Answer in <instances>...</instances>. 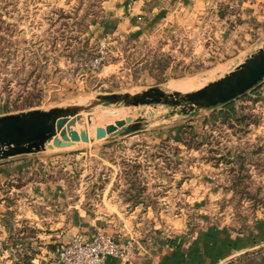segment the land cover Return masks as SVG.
Returning <instances> with one entry per match:
<instances>
[{"label":"rangeland","instance_id":"1","mask_svg":"<svg viewBox=\"0 0 264 264\" xmlns=\"http://www.w3.org/2000/svg\"><path fill=\"white\" fill-rule=\"evenodd\" d=\"M113 1L0 0V116L84 105L100 95L153 87L184 94L220 79L254 53L247 48L257 27L245 30L252 34L249 43L238 28L244 0L177 1L164 8L169 18L138 19L133 33L106 22ZM146 7L150 11L151 3ZM222 106L187 115L181 107L138 108L145 118L139 132L102 140L90 136L91 142L72 149L0 161V264H56L60 246L96 235L131 242L124 263L131 264L140 235L172 244L223 218L248 224L256 243L248 253L258 251V241L264 242V82L234 99L235 120L249 116L242 122L213 117ZM129 111L97 107L90 114L91 129ZM83 117L90 132L88 116ZM181 129L184 142H177ZM133 165L143 188L139 205L124 193V173ZM45 180L62 185L58 217L66 221L72 215L76 225L69 242L55 241L62 227L30 225L32 205L17 196L26 184ZM3 218L15 228H6ZM15 240H30V246L18 251ZM3 253L7 257L1 259Z\"/></svg>","mask_w":264,"mask_h":264},{"label":"crops","instance_id":"2","mask_svg":"<svg viewBox=\"0 0 264 264\" xmlns=\"http://www.w3.org/2000/svg\"><path fill=\"white\" fill-rule=\"evenodd\" d=\"M177 1L179 4V1L182 0H114L113 7L106 11L107 14L110 13L106 17V22L108 21L109 24H113L115 29L122 33H133L136 26L141 22H138V19L143 20L144 18L146 21V17H150L160 23L158 21L159 19L161 20L160 17L164 19L166 15L169 18V13H164V8L167 5L176 4ZM207 1L199 0V3ZM244 1L239 15L243 21L241 24L243 26L241 27L240 25L238 28H241L240 30L244 32L242 35L246 43H249L248 41L251 40L250 35L252 34L248 32L249 35L245 30L250 31L249 26L255 25L257 27L256 39L247 48L250 51H255L264 44V0ZM148 2L151 3L150 11L146 7ZM189 3H191V0H183V4ZM111 6L112 3L109 7ZM145 14L148 15L144 16ZM103 22L104 24L106 23L105 21ZM218 33L221 32H215V34ZM61 186V184L58 185V182L45 180L28 183L17 191V196L21 199L22 203L32 205L28 210V218H33L29 222L30 225L39 229L49 228L51 231H58V227L64 228L60 230L59 235L58 232L54 233L56 235V243L69 242L75 235L74 227H76V225L72 224V215L70 220L67 217L66 221L58 217V192L61 191ZM51 204L53 205V209ZM69 207L72 208L71 205ZM3 219L6 228H15L14 224L10 225L6 218ZM75 221L78 223L77 219ZM167 225L168 223L163 227L166 228ZM249 227L248 224H240L223 218L214 227L206 229L199 235L195 234L191 239L180 236L177 242H172V244L168 243L165 238L152 234L140 235L137 238L139 239V247L136 248L130 262L131 264H264V242L258 241L262 244L261 247H257L260 249L248 253L254 249L251 248L256 244L253 239L255 238L254 234L250 232ZM66 228H69V230H66ZM14 246L18 251L25 250L30 246V240H15ZM4 255L3 253L1 259L7 257V255ZM36 261L38 263L36 262L35 264H47L44 261ZM56 264H58V261ZM103 264L121 263L119 260L107 258Z\"/></svg>","mask_w":264,"mask_h":264},{"label":"water","instance_id":"3","mask_svg":"<svg viewBox=\"0 0 264 264\" xmlns=\"http://www.w3.org/2000/svg\"><path fill=\"white\" fill-rule=\"evenodd\" d=\"M263 82L264 44L223 77L192 92L168 93L153 87L135 94L100 95L84 105L0 116V161L46 150L72 149L91 142L90 136L95 140L110 135L127 136L139 132L145 119L135 109L157 105L181 107V112L187 115L195 110L225 105ZM112 106L128 108L130 114H122L113 121L91 129L95 124L90 119L92 111L97 107ZM84 115L88 116L87 128L91 129L90 132L84 128Z\"/></svg>","mask_w":264,"mask_h":264},{"label":"built area","instance_id":"4","mask_svg":"<svg viewBox=\"0 0 264 264\" xmlns=\"http://www.w3.org/2000/svg\"><path fill=\"white\" fill-rule=\"evenodd\" d=\"M131 242H119L105 235L91 239L74 238L58 249V264H103L107 258L128 261Z\"/></svg>","mask_w":264,"mask_h":264},{"label":"trees","instance_id":"5","mask_svg":"<svg viewBox=\"0 0 264 264\" xmlns=\"http://www.w3.org/2000/svg\"><path fill=\"white\" fill-rule=\"evenodd\" d=\"M263 87H261L262 89ZM260 89V90H261ZM260 90H258L257 93H261ZM255 93V92H254ZM223 109L221 111H217L213 114V117L214 116H217L218 118L221 117V121H223V123H227V124H230V119L231 118H235L239 115V113H237L235 111V107H234V100L223 105L222 106ZM244 117H249V116H243V117H240L239 119H236L235 121L236 122H242V120H244ZM183 130L181 129V131L178 132V136H176L174 139L177 141V142H184L183 138H182V135H183ZM191 136L195 137L196 139L198 138L197 136L193 135L192 134V130H191V133H190ZM235 159H239V155H236L234 157ZM241 158V157H240ZM129 167V166H128ZM124 181H125V185H126V188H125V192L126 193V197L128 199V201L130 203H133V205H139L140 203H142V193H143V188H141L139 186V178H138V173H137V167L135 165L133 166H130L129 170L124 173ZM235 179H237V175L234 176V181ZM247 195L250 196L251 194L249 192H247ZM126 199V200H127ZM27 259L28 258H24V261L27 262Z\"/></svg>","mask_w":264,"mask_h":264},{"label":"bare ground","instance_id":"6","mask_svg":"<svg viewBox=\"0 0 264 264\" xmlns=\"http://www.w3.org/2000/svg\"><path fill=\"white\" fill-rule=\"evenodd\" d=\"M124 114V113H123ZM118 118V117H117Z\"/></svg>","mask_w":264,"mask_h":264}]
</instances>
